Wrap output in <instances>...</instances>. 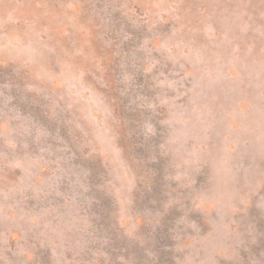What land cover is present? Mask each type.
Here are the masks:
<instances>
[{"label": "rangeland", "instance_id": "374dc122", "mask_svg": "<svg viewBox=\"0 0 264 264\" xmlns=\"http://www.w3.org/2000/svg\"><path fill=\"white\" fill-rule=\"evenodd\" d=\"M0 264H264V0H0Z\"/></svg>", "mask_w": 264, "mask_h": 264}, {"label": "bare ground", "instance_id": "6f19581e", "mask_svg": "<svg viewBox=\"0 0 264 264\" xmlns=\"http://www.w3.org/2000/svg\"><path fill=\"white\" fill-rule=\"evenodd\" d=\"M14 6H15V5H14ZM15 7H16V6H15ZM15 7H14V8H15ZM12 8H13V7H12Z\"/></svg>", "mask_w": 264, "mask_h": 264}]
</instances>
